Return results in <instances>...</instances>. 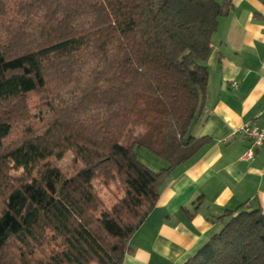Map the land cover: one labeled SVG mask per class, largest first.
<instances>
[{"label": "trees", "instance_id": "1", "mask_svg": "<svg viewBox=\"0 0 264 264\" xmlns=\"http://www.w3.org/2000/svg\"><path fill=\"white\" fill-rule=\"evenodd\" d=\"M232 8L0 0V264H123L162 185L209 143L189 129L205 106L219 19ZM136 149L169 166L152 171ZM68 153L71 177L53 164ZM96 181L118 187L110 208ZM224 218L184 264H264V211Z\"/></svg>", "mask_w": 264, "mask_h": 264}, {"label": "crops", "instance_id": "2", "mask_svg": "<svg viewBox=\"0 0 264 264\" xmlns=\"http://www.w3.org/2000/svg\"><path fill=\"white\" fill-rule=\"evenodd\" d=\"M230 1L204 63L205 106L189 129L209 143L162 185L123 264H184L223 229L228 211H264V152L244 158L250 143L237 133L246 123L264 128V0Z\"/></svg>", "mask_w": 264, "mask_h": 264}, {"label": "rangeland", "instance_id": "3", "mask_svg": "<svg viewBox=\"0 0 264 264\" xmlns=\"http://www.w3.org/2000/svg\"><path fill=\"white\" fill-rule=\"evenodd\" d=\"M156 2L161 3L162 0H156ZM33 101L32 108L34 109L37 101L35 99H33ZM136 151L140 161L154 172H159L169 166L168 163L159 159L146 149H136ZM53 164L59 168L66 177H71L78 168L74 156L71 153L66 154L62 160L53 161ZM95 187L98 191L99 197L106 207L110 208L115 203L116 199L121 197V193L116 185H111L109 188H105L99 181H96Z\"/></svg>", "mask_w": 264, "mask_h": 264}, {"label": "built area", "instance_id": "4", "mask_svg": "<svg viewBox=\"0 0 264 264\" xmlns=\"http://www.w3.org/2000/svg\"><path fill=\"white\" fill-rule=\"evenodd\" d=\"M237 133L250 143L244 158L252 160L257 149L264 152V128L255 123H246L238 129Z\"/></svg>", "mask_w": 264, "mask_h": 264}]
</instances>
